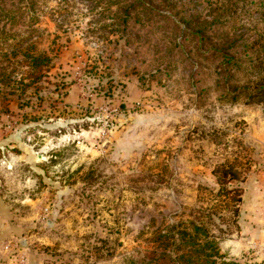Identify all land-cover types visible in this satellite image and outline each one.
I'll use <instances>...</instances> for the list:
<instances>
[{
  "label": "rangeland",
  "instance_id": "obj_1",
  "mask_svg": "<svg viewBox=\"0 0 264 264\" xmlns=\"http://www.w3.org/2000/svg\"><path fill=\"white\" fill-rule=\"evenodd\" d=\"M110 6L0 0V264H175L158 231L219 203L227 161L245 177L219 262L264 264V105L219 102ZM245 8L239 24L260 21ZM24 52L49 61L37 82Z\"/></svg>",
  "mask_w": 264,
  "mask_h": 264
},
{
  "label": "trees",
  "instance_id": "obj_2",
  "mask_svg": "<svg viewBox=\"0 0 264 264\" xmlns=\"http://www.w3.org/2000/svg\"><path fill=\"white\" fill-rule=\"evenodd\" d=\"M107 1L111 9L114 7V25L127 28L140 23L149 33H163L162 41L167 36L169 40L164 44L175 49L194 76L203 74L212 80L210 87L217 92L219 102L264 105V0ZM246 6L261 11L256 25L238 23L242 14L253 18V11ZM23 55L29 59L30 82H37L48 59L27 52ZM235 163L222 162L213 169L218 185L214 199L219 203L206 212L204 208L195 209L192 218L158 231L157 237L167 241L171 238L175 244V264H225L219 262L223 258L219 234L224 233L220 224L230 219L227 221L221 212L228 210L238 216L243 195L239 183L245 177Z\"/></svg>",
  "mask_w": 264,
  "mask_h": 264
},
{
  "label": "water",
  "instance_id": "obj_3",
  "mask_svg": "<svg viewBox=\"0 0 264 264\" xmlns=\"http://www.w3.org/2000/svg\"><path fill=\"white\" fill-rule=\"evenodd\" d=\"M42 158H44V156H42Z\"/></svg>",
  "mask_w": 264,
  "mask_h": 264
}]
</instances>
